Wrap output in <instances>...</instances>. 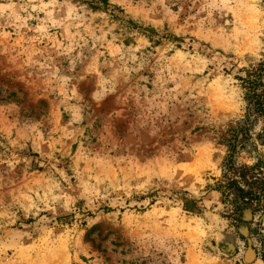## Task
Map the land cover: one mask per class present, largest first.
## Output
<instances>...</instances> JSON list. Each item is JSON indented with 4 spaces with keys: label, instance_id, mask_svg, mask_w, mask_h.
I'll use <instances>...</instances> for the list:
<instances>
[{
    "label": "rangeland",
    "instance_id": "rangeland-1",
    "mask_svg": "<svg viewBox=\"0 0 264 264\" xmlns=\"http://www.w3.org/2000/svg\"><path fill=\"white\" fill-rule=\"evenodd\" d=\"M106 1L0 0V264H264L209 190L264 0Z\"/></svg>",
    "mask_w": 264,
    "mask_h": 264
},
{
    "label": "trees",
    "instance_id": "trees-1",
    "mask_svg": "<svg viewBox=\"0 0 264 264\" xmlns=\"http://www.w3.org/2000/svg\"><path fill=\"white\" fill-rule=\"evenodd\" d=\"M264 3V2H263ZM92 9L107 7L106 0H88ZM104 7V8H105ZM260 59L240 70L235 77L244 107L243 124L235 122L219 143L227 148L220 177L213 178L209 190L219 193L222 204L232 205L228 217L242 222V214L250 209L255 223L263 231L264 223V39ZM244 152H247L244 156ZM184 208L195 212L197 203L186 200ZM261 232H258V235ZM258 253V252H257ZM264 263V253L256 254Z\"/></svg>",
    "mask_w": 264,
    "mask_h": 264
}]
</instances>
